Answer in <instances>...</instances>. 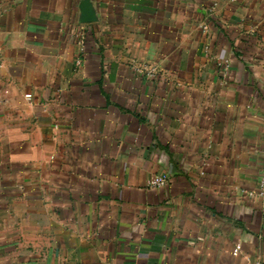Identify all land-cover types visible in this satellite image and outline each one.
Returning a JSON list of instances; mask_svg holds the SVG:
<instances>
[{
  "label": "crops",
  "instance_id": "obj_1",
  "mask_svg": "<svg viewBox=\"0 0 264 264\" xmlns=\"http://www.w3.org/2000/svg\"><path fill=\"white\" fill-rule=\"evenodd\" d=\"M263 168L264 0H0V264H264Z\"/></svg>",
  "mask_w": 264,
  "mask_h": 264
},
{
  "label": "built area",
  "instance_id": "obj_2",
  "mask_svg": "<svg viewBox=\"0 0 264 264\" xmlns=\"http://www.w3.org/2000/svg\"><path fill=\"white\" fill-rule=\"evenodd\" d=\"M169 182V177L167 174H162L153 180H151L148 185L153 189H161L164 188ZM256 196L261 198L262 206L264 209V168L263 171L260 174V177L258 179V191L256 193ZM234 255L237 254L236 251L233 253Z\"/></svg>",
  "mask_w": 264,
  "mask_h": 264
}]
</instances>
